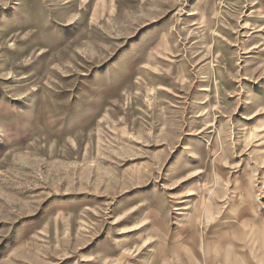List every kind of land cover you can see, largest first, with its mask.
<instances>
[{
    "label": "rangeland",
    "instance_id": "obj_1",
    "mask_svg": "<svg viewBox=\"0 0 264 264\" xmlns=\"http://www.w3.org/2000/svg\"><path fill=\"white\" fill-rule=\"evenodd\" d=\"M233 199L256 251L264 0H0V264H96Z\"/></svg>",
    "mask_w": 264,
    "mask_h": 264
},
{
    "label": "crops",
    "instance_id": "obj_2",
    "mask_svg": "<svg viewBox=\"0 0 264 264\" xmlns=\"http://www.w3.org/2000/svg\"><path fill=\"white\" fill-rule=\"evenodd\" d=\"M237 199L230 202L222 219L169 223L160 210L163 220L157 219L154 210L145 212L150 220L135 217L124 237L117 241L105 237L90 253L96 256V264H263L264 240L259 242L262 247L252 249L249 224L243 219L249 211L259 217L260 210L255 205L250 209L249 204ZM141 205L146 211L147 204ZM108 245L113 250L106 253ZM143 245L142 251L135 254L124 250Z\"/></svg>",
    "mask_w": 264,
    "mask_h": 264
},
{
    "label": "bare ground",
    "instance_id": "obj_3",
    "mask_svg": "<svg viewBox=\"0 0 264 264\" xmlns=\"http://www.w3.org/2000/svg\"><path fill=\"white\" fill-rule=\"evenodd\" d=\"M182 158V154L180 153L177 157V161L180 160Z\"/></svg>",
    "mask_w": 264,
    "mask_h": 264
}]
</instances>
